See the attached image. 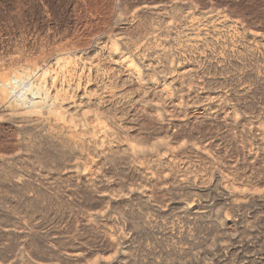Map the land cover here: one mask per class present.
Masks as SVG:
<instances>
[{"label":"rangeland","instance_id":"374dc122","mask_svg":"<svg viewBox=\"0 0 264 264\" xmlns=\"http://www.w3.org/2000/svg\"><path fill=\"white\" fill-rule=\"evenodd\" d=\"M102 2L105 139L4 119L0 264H264V0Z\"/></svg>","mask_w":264,"mask_h":264},{"label":"bare ground","instance_id":"6f19581e","mask_svg":"<svg viewBox=\"0 0 264 264\" xmlns=\"http://www.w3.org/2000/svg\"><path fill=\"white\" fill-rule=\"evenodd\" d=\"M109 6L102 0H0V153L19 148L17 131L4 119L34 124L73 145L85 136L105 139L81 115L98 99L92 93L96 64L84 57L106 38Z\"/></svg>","mask_w":264,"mask_h":264}]
</instances>
